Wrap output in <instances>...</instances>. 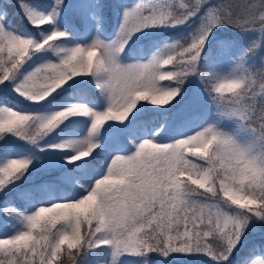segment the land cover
I'll use <instances>...</instances> for the list:
<instances>
[{
  "label": "snow or ice",
  "instance_id": "obj_1",
  "mask_svg": "<svg viewBox=\"0 0 264 264\" xmlns=\"http://www.w3.org/2000/svg\"><path fill=\"white\" fill-rule=\"evenodd\" d=\"M178 259L264 264V0H0V264Z\"/></svg>",
  "mask_w": 264,
  "mask_h": 264
},
{
  "label": "trees",
  "instance_id": "obj_2",
  "mask_svg": "<svg viewBox=\"0 0 264 264\" xmlns=\"http://www.w3.org/2000/svg\"><path fill=\"white\" fill-rule=\"evenodd\" d=\"M14 23L17 26H22L23 21L18 18L14 17ZM117 23V15L115 13H109L107 23L104 27V38L108 39L112 36L115 25ZM172 33L168 31H161L156 30L153 32V34L149 37H142L140 41H138L137 45L134 46L133 50L129 54V59L135 58L138 55L141 54V49L144 43L149 39H158L163 38L165 36L171 35ZM225 35H229L231 37H235L237 39H246L241 38L239 33H237L234 30H229L227 33H224ZM194 86H189L188 96L185 97L184 100H182L179 104H176L175 101L173 102L175 104V107H170L169 111L167 112V115L169 117V123L166 126V132L168 136H179L180 134H183L191 125L197 123L195 120L189 119L194 111H199L201 115H203L206 111V103L203 100V97H199L197 99L196 104L194 105L193 102L189 99V97L192 96V88ZM9 100H12V97H8ZM179 99V98H178ZM18 100V98H17ZM21 104L26 106V102H20ZM148 111H146L145 115L140 118V123L135 128V133L137 136L145 135L148 132V129L144 127V124L149 121H155L156 125H159V121L161 119L160 111L151 109L149 106ZM61 173L59 170L52 173V176H59ZM47 178V177H44ZM61 188L65 191L68 189L63 188V185H61ZM258 247V246H257ZM247 247L243 250L244 252H247ZM153 264H156V262H153ZM172 264H197L196 261L193 260H187V259H178L176 261H173Z\"/></svg>",
  "mask_w": 264,
  "mask_h": 264
},
{
  "label": "rangeland",
  "instance_id": "obj_3",
  "mask_svg": "<svg viewBox=\"0 0 264 264\" xmlns=\"http://www.w3.org/2000/svg\"><path fill=\"white\" fill-rule=\"evenodd\" d=\"M117 22H118V17H117ZM113 34H114V32H113ZM113 34H112V36H113ZM112 36L110 37V38H108V39H111L112 38ZM149 37V36H148ZM151 107V106H150ZM171 106H169V108H170ZM141 136H143V135H141Z\"/></svg>",
  "mask_w": 264,
  "mask_h": 264
}]
</instances>
